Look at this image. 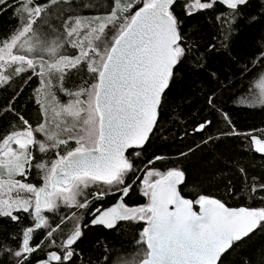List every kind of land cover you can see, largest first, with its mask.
Returning <instances> with one entry per match:
<instances>
[{"label":"snow or ice","instance_id":"6c2138e0","mask_svg":"<svg viewBox=\"0 0 264 264\" xmlns=\"http://www.w3.org/2000/svg\"><path fill=\"white\" fill-rule=\"evenodd\" d=\"M102 3L0 0V264H264V0Z\"/></svg>","mask_w":264,"mask_h":264},{"label":"trees","instance_id":"16d2710c","mask_svg":"<svg viewBox=\"0 0 264 264\" xmlns=\"http://www.w3.org/2000/svg\"><path fill=\"white\" fill-rule=\"evenodd\" d=\"M107 0H103L101 5L102 8H107ZM84 14H94L89 10H85ZM14 21L10 17L0 16V33L4 32L7 28L11 27ZM245 119L249 124H255L257 126H264L261 124V121H264V113H261L259 110L246 114ZM259 239L257 240V244H259ZM109 243L112 244V247L116 251H120L121 249H128L132 246V240L130 236H121L120 234H116V238L113 240L111 237L109 238Z\"/></svg>","mask_w":264,"mask_h":264}]
</instances>
